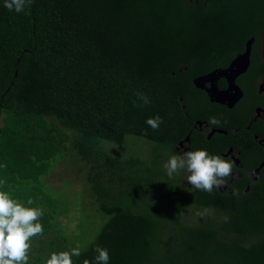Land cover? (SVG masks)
Listing matches in <instances>:
<instances>
[{"label": "trees", "instance_id": "1", "mask_svg": "<svg viewBox=\"0 0 264 264\" xmlns=\"http://www.w3.org/2000/svg\"><path fill=\"white\" fill-rule=\"evenodd\" d=\"M262 32L264 0H34L21 13L0 0L2 190L44 213L29 264L77 246L59 220L68 203L46 182L70 156L92 165L87 190L107 220L76 264L98 246L109 264H264V169L241 196L178 193L163 170L189 132L193 79ZM137 93L150 103L137 107ZM130 137L154 146L149 162L125 155ZM191 210L207 216L190 225Z\"/></svg>", "mask_w": 264, "mask_h": 264}, {"label": "flooded vegetation", "instance_id": "2", "mask_svg": "<svg viewBox=\"0 0 264 264\" xmlns=\"http://www.w3.org/2000/svg\"><path fill=\"white\" fill-rule=\"evenodd\" d=\"M249 41H253L250 66L236 80L239 91L230 90L226 78L217 79L214 85L220 92L231 95L233 105L212 100L207 92L213 86L212 83L197 88L194 82L197 91H194V111L193 115L189 111L185 113L187 125L184 126L183 134L189 132L175 147L176 154L206 149L210 154H219L234 161L233 175L227 178L224 186L215 188L220 196H241L243 192L253 190V183L260 181L261 171L264 169V32L251 36L243 51L234 59L246 51ZM229 65L215 68L196 78L217 69H226ZM184 108L187 106L184 105ZM213 116L221 120L220 125L209 123V118ZM254 148L257 156L250 153ZM259 168V172H256ZM188 175L190 173L185 169L182 185L193 188L187 182Z\"/></svg>", "mask_w": 264, "mask_h": 264}, {"label": "clouds", "instance_id": "3", "mask_svg": "<svg viewBox=\"0 0 264 264\" xmlns=\"http://www.w3.org/2000/svg\"><path fill=\"white\" fill-rule=\"evenodd\" d=\"M34 0H4V7L16 13L24 12ZM141 102L137 107L150 103L144 93H137ZM163 122L157 114L148 118L146 123L158 130ZM211 125H220L221 120L215 116L209 118ZM167 175L172 177L181 169H186L190 175L187 182L195 189L211 193L214 188L225 185L227 178L233 175L234 161L219 154H210L206 149L187 151L174 154L164 164ZM4 181L0 180V264H29L32 241L43 235V225L39 222L43 216V209L26 207L19 200L13 199L11 194L3 189ZM34 201L29 199L28 205ZM97 255L93 261L83 260V264H109L110 254L107 248L96 247ZM79 246L68 251L52 252L46 264H76L73 257H80Z\"/></svg>", "mask_w": 264, "mask_h": 264}, {"label": "rangeland", "instance_id": "4", "mask_svg": "<svg viewBox=\"0 0 264 264\" xmlns=\"http://www.w3.org/2000/svg\"><path fill=\"white\" fill-rule=\"evenodd\" d=\"M105 145L110 151H123L120 146L112 143L105 142ZM153 147V145L142 139L130 137L125 148V155L135 156L136 158L149 162L152 157V153L150 152ZM83 166V163H79L76 158L70 156L61 161L53 168L50 176L46 177V182L50 187L62 193L66 204L68 203L64 207L68 206L70 213L59 218L60 224L68 232L72 234L76 233L74 240L80 249L88 248L107 222L97 206L93 203L94 198L91 196V192L88 191L87 173L91 170L92 165L88 164V167L82 169ZM163 170H166L164 166ZM184 172L185 169H181L172 176V178H179V182L174 183L172 186L175 192L179 193L183 191L181 185L185 179ZM206 216V213L200 210L195 213L191 210L186 213V217L188 218L187 223L195 225L201 218H205Z\"/></svg>", "mask_w": 264, "mask_h": 264}, {"label": "water", "instance_id": "5", "mask_svg": "<svg viewBox=\"0 0 264 264\" xmlns=\"http://www.w3.org/2000/svg\"><path fill=\"white\" fill-rule=\"evenodd\" d=\"M251 49H253V41L247 43L246 51L234 59L228 68L217 69L207 75L196 78L194 82L197 88H203L206 83H212L213 86L207 90L212 100L222 103L229 102L230 105H233V102L230 99L231 95L225 92H220L214 85L217 79L226 78L229 83V89L239 91V88L236 85V80L240 75L246 73L250 66ZM263 164L264 163H262V165ZM259 170L260 168L257 169L256 172H259Z\"/></svg>", "mask_w": 264, "mask_h": 264}]
</instances>
